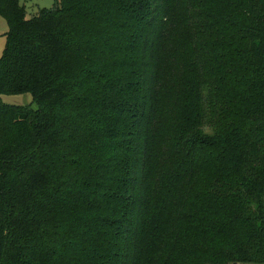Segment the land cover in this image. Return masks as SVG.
Returning a JSON list of instances; mask_svg holds the SVG:
<instances>
[{"label":"trees","instance_id":"1","mask_svg":"<svg viewBox=\"0 0 264 264\" xmlns=\"http://www.w3.org/2000/svg\"><path fill=\"white\" fill-rule=\"evenodd\" d=\"M0 15V264H264V0Z\"/></svg>","mask_w":264,"mask_h":264},{"label":"rangeland","instance_id":"2","mask_svg":"<svg viewBox=\"0 0 264 264\" xmlns=\"http://www.w3.org/2000/svg\"><path fill=\"white\" fill-rule=\"evenodd\" d=\"M19 4L26 9L27 18H35L40 10H50L55 4L56 0H18ZM10 31V26L6 18L0 15V60L3 57L6 44L7 34ZM0 100L3 104L9 106L27 107L32 106L33 109L38 108V104L34 102L31 94H24L20 96H1Z\"/></svg>","mask_w":264,"mask_h":264}]
</instances>
